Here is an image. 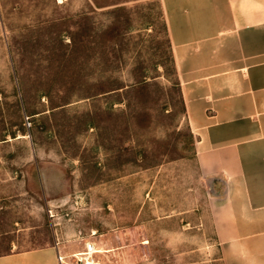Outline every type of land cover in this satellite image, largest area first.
Here are the masks:
<instances>
[{
	"label": "rangeland",
	"instance_id": "obj_1",
	"mask_svg": "<svg viewBox=\"0 0 264 264\" xmlns=\"http://www.w3.org/2000/svg\"><path fill=\"white\" fill-rule=\"evenodd\" d=\"M162 0H0V255L264 264L224 246Z\"/></svg>",
	"mask_w": 264,
	"mask_h": 264
},
{
	"label": "crops",
	"instance_id": "obj_2",
	"mask_svg": "<svg viewBox=\"0 0 264 264\" xmlns=\"http://www.w3.org/2000/svg\"><path fill=\"white\" fill-rule=\"evenodd\" d=\"M162 2L196 160L222 188L217 234L264 246V0ZM57 253L13 251L0 264H59Z\"/></svg>",
	"mask_w": 264,
	"mask_h": 264
},
{
	"label": "built area",
	"instance_id": "obj_3",
	"mask_svg": "<svg viewBox=\"0 0 264 264\" xmlns=\"http://www.w3.org/2000/svg\"><path fill=\"white\" fill-rule=\"evenodd\" d=\"M56 246L59 264H102L100 257L102 250L94 242H86L83 250L78 252L61 251L60 243H57Z\"/></svg>",
	"mask_w": 264,
	"mask_h": 264
}]
</instances>
